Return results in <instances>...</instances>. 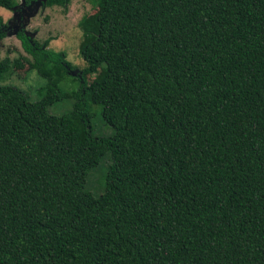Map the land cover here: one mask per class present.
Instances as JSON below:
<instances>
[{
	"label": "trees",
	"instance_id": "trees-1",
	"mask_svg": "<svg viewBox=\"0 0 264 264\" xmlns=\"http://www.w3.org/2000/svg\"><path fill=\"white\" fill-rule=\"evenodd\" d=\"M36 1L70 2L0 7ZM94 2L81 69L15 34L48 81L37 100L0 84V264H264V0ZM96 92L110 136L91 133Z\"/></svg>",
	"mask_w": 264,
	"mask_h": 264
},
{
	"label": "rangeland",
	"instance_id": "rangeland-1",
	"mask_svg": "<svg viewBox=\"0 0 264 264\" xmlns=\"http://www.w3.org/2000/svg\"><path fill=\"white\" fill-rule=\"evenodd\" d=\"M94 0H70L66 7H44L40 2L31 4L27 9L18 8L9 10L0 7V19L10 26L7 37L1 50L0 57L5 53L11 59L18 58L23 64L21 67L0 63V84L13 85L22 90L31 100L40 98L39 89L44 87L48 79L41 76L35 69H30L31 57L25 53L15 36L17 30L23 28L25 33L32 39L43 42L50 39L48 48L66 53L67 59L76 67L83 68L86 64L79 54V45L82 41V30L79 24L82 18L89 17L96 12ZM102 69L88 77L91 80L95 75H102ZM64 90L72 88L70 84H63ZM100 93L91 96L93 116L91 119V133L95 136H110L114 130L106 124L98 113V101ZM74 101L65 98L47 106L46 111L51 114L61 115L71 110ZM110 159L105 155L100 162L89 170L85 189L94 195L100 194L103 189L104 175Z\"/></svg>",
	"mask_w": 264,
	"mask_h": 264
},
{
	"label": "water",
	"instance_id": "water-1",
	"mask_svg": "<svg viewBox=\"0 0 264 264\" xmlns=\"http://www.w3.org/2000/svg\"><path fill=\"white\" fill-rule=\"evenodd\" d=\"M37 2H40V1H36V3H37ZM33 3H35V2H33ZM33 3H31V4H33ZM31 4H30V5H31ZM30 5H29V6H30ZM29 6H28V7H29ZM28 7L24 8V9H27Z\"/></svg>",
	"mask_w": 264,
	"mask_h": 264
}]
</instances>
